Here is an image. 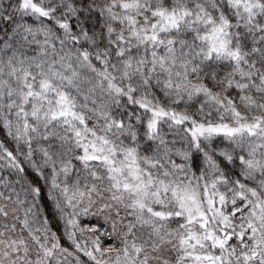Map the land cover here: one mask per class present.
<instances>
[{
    "label": "snow or ice",
    "instance_id": "snow-or-ice-1",
    "mask_svg": "<svg viewBox=\"0 0 264 264\" xmlns=\"http://www.w3.org/2000/svg\"><path fill=\"white\" fill-rule=\"evenodd\" d=\"M0 132V264H264V0H0Z\"/></svg>",
    "mask_w": 264,
    "mask_h": 264
},
{
    "label": "trees",
    "instance_id": "trees-1",
    "mask_svg": "<svg viewBox=\"0 0 264 264\" xmlns=\"http://www.w3.org/2000/svg\"><path fill=\"white\" fill-rule=\"evenodd\" d=\"M3 138V133L0 132V139ZM41 209L44 215H47L48 217L52 218L54 215V210L52 209L51 206V202L50 201H45L42 205H41ZM86 222H87V218H85ZM54 230H56L57 232L62 231V227L61 225L58 224H53Z\"/></svg>",
    "mask_w": 264,
    "mask_h": 264
}]
</instances>
